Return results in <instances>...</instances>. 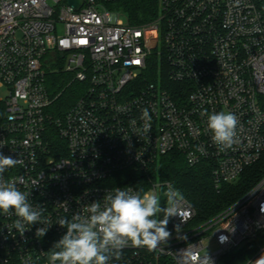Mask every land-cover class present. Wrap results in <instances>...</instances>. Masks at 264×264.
Instances as JSON below:
<instances>
[{
    "label": "built area",
    "instance_id": "built-area-1",
    "mask_svg": "<svg viewBox=\"0 0 264 264\" xmlns=\"http://www.w3.org/2000/svg\"><path fill=\"white\" fill-rule=\"evenodd\" d=\"M78 1L76 7L70 0H0V152L24 161L2 179L16 181L50 224L41 238L40 223L21 235L14 212L0 211V264H51L66 232L57 221L88 216L87 206L103 207L116 188L154 192L165 206L161 187L171 185L153 182L150 169L170 152L191 166L207 163L218 188L237 181L264 152V0H156V15L140 23L130 21L124 0ZM154 59L156 80L148 79ZM54 70L79 84L60 117L48 110ZM221 111L238 117L228 149L213 142L207 127L208 115ZM125 170L150 184L120 183L117 174ZM262 206L264 177L203 222L182 197L166 243L154 250L130 245L108 264H185L186 249L223 264L225 255L262 237ZM260 256L264 245L245 264Z\"/></svg>",
    "mask_w": 264,
    "mask_h": 264
},
{
    "label": "clouds",
    "instance_id": "clouds-1",
    "mask_svg": "<svg viewBox=\"0 0 264 264\" xmlns=\"http://www.w3.org/2000/svg\"><path fill=\"white\" fill-rule=\"evenodd\" d=\"M207 115V113H202ZM143 133L151 131V116L147 108L142 110ZM135 124V121H133ZM238 117L232 112H214L208 115L207 127L212 140L221 149H228L236 142ZM23 165L22 159L6 156L0 152V211L6 215L14 212L17 219L13 224L21 235L28 229L26 225L40 223L37 238L43 237L50 226L41 219V211L34 209L28 196L16 186V181L4 182L3 173L16 165ZM165 206H161V197L154 192L133 193L116 188L114 194L104 197V206L94 201L87 206L88 216L79 213L71 220L60 218L57 223L66 228L62 238L54 244L58 251L49 255L51 264H108L115 256L119 259L122 250L128 246L156 249L161 242L166 243L171 236L167 229L169 218L179 215L176 205L182 199L175 188L169 186L163 193ZM264 208V206H262ZM164 213L163 219H157ZM179 225L176 226V229ZM185 255V264H213L209 255L197 257L189 250L181 251ZM255 264H264L260 256Z\"/></svg>",
    "mask_w": 264,
    "mask_h": 264
},
{
    "label": "trees",
    "instance_id": "trees-1",
    "mask_svg": "<svg viewBox=\"0 0 264 264\" xmlns=\"http://www.w3.org/2000/svg\"><path fill=\"white\" fill-rule=\"evenodd\" d=\"M123 9L130 16V21L140 23L153 18L158 9L156 0H124ZM158 73L157 61L154 59L148 70V79L156 80ZM168 86L169 83L164 75ZM48 85L53 97L49 112L53 117L62 116L78 96L79 84L72 82L71 76L62 71L54 70L49 73ZM55 135V134H54ZM58 136L54 137V144H61ZM153 182L170 183L195 207L197 221L203 222L220 213L264 177V152L261 158L245 169L239 179L231 183H223L219 188L215 185L211 168L202 162L194 166L189 165L185 156L180 152H170L162 156L150 169ZM120 183L134 184L141 187L149 185L145 176L132 170L121 171L117 174ZM165 184L161 187L162 199ZM264 245V234L258 241H251L236 251L223 257V264H245L257 256L260 246Z\"/></svg>",
    "mask_w": 264,
    "mask_h": 264
},
{
    "label": "water",
    "instance_id": "water-1",
    "mask_svg": "<svg viewBox=\"0 0 264 264\" xmlns=\"http://www.w3.org/2000/svg\"><path fill=\"white\" fill-rule=\"evenodd\" d=\"M70 3H72L76 7L79 5V1L78 0H70Z\"/></svg>",
    "mask_w": 264,
    "mask_h": 264
},
{
    "label": "rangeland",
    "instance_id": "rangeland-1",
    "mask_svg": "<svg viewBox=\"0 0 264 264\" xmlns=\"http://www.w3.org/2000/svg\"><path fill=\"white\" fill-rule=\"evenodd\" d=\"M0 93H2V89L0 90Z\"/></svg>",
    "mask_w": 264,
    "mask_h": 264
}]
</instances>
